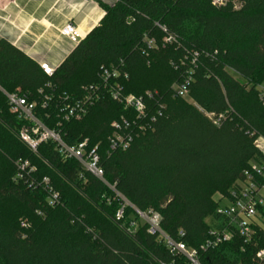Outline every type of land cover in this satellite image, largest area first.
I'll list each match as a JSON object with an SVG mask.
<instances>
[{
  "label": "trees",
  "instance_id": "16d2710c",
  "mask_svg": "<svg viewBox=\"0 0 264 264\" xmlns=\"http://www.w3.org/2000/svg\"><path fill=\"white\" fill-rule=\"evenodd\" d=\"M213 1L98 2L102 20L51 77L0 38V129L10 127L16 135L23 122L9 112L3 92L19 91L36 103L39 90L53 102L58 96L79 98L81 87L100 85L101 67L127 73L121 80L125 94L157 92L161 116L127 150L106 154L111 123L130 114L102 90L81 121L62 126L63 139L98 145L105 182L139 211L157 213L172 241L197 251L210 230L225 225L214 197L229 198L243 173L263 159L254 141L264 138V0H225L220 6ZM160 27L175 38L172 43H164ZM246 38V45L237 44ZM188 76L187 97H174L171 87ZM225 111L219 126L204 115ZM1 137L0 167L6 163L10 169L0 168V199L12 198L35 218L28 227L0 224V264H190L171 254L159 235L149 234L129 207L116 220L115 194L77 162L60 158L52 144L32 153L18 135L21 146ZM18 160L28 161L33 171L17 181ZM43 178L58 194L55 207L48 206L43 187H36ZM260 251L264 222L248 242L234 233L229 242L198 252V260L264 264Z\"/></svg>",
  "mask_w": 264,
  "mask_h": 264
},
{
  "label": "built area",
  "instance_id": "2783aa9c",
  "mask_svg": "<svg viewBox=\"0 0 264 264\" xmlns=\"http://www.w3.org/2000/svg\"><path fill=\"white\" fill-rule=\"evenodd\" d=\"M224 2L225 0H214L213 5L220 6ZM161 30L166 34L163 40L164 43L170 44L175 40L171 34L167 33L165 28H161ZM60 34L67 38L77 36L74 26L70 23H67L60 30ZM147 45H153V41H148ZM196 56L197 54L194 53L191 64L195 63ZM38 66L45 76H53L54 68L46 63H39ZM127 78V73L120 67H101L99 69V79L101 81L99 86H83L79 98L58 96L55 102H53L52 96L44 94L42 90L38 91L40 95L39 103L28 102L26 97L19 91L13 93L3 92V94L7 100L9 112L23 122L17 134L18 138L32 153H36L39 145L50 143L54 146L60 158L77 162L86 173L106 185L115 194L116 199L120 201L116 220H120L124 210L129 207L137 217V221L147 225L149 234L159 235L171 254L184 256L190 264H200L198 252H204L209 248L229 242L234 233H237L244 242H248L254 233L255 227L262 226L264 222L263 137L257 136L254 141L255 149L262 155L263 159L260 163L251 164L250 168L243 173L242 179L236 182L231 190L229 198H220L225 204H219L216 214L225 219V225L210 230L208 238L199 247V251L188 249L182 243L172 241L161 231L160 216L157 213L139 211L105 182L103 170L100 167L98 145L89 148L86 139L75 140L71 143L64 141L62 126L70 122L81 121L86 116L89 108L99 100L100 90L107 92L112 101L120 104L130 114L120 119V121L111 123V134L107 138V155L127 150L135 138L149 130L155 120L162 114V108L157 109L155 105L158 94L155 91H146L139 96L125 94L121 80ZM190 80L191 78L188 76L181 83L174 84L171 87L173 96L185 99L188 94ZM260 95L264 103V88ZM228 112L225 111L216 116L209 113H204V115L215 126H219L226 119ZM15 167V180L17 181L22 180L25 174L28 176L33 171L28 161L18 160L15 162ZM39 185L47 193L48 206H57L60 202L59 197L51 189L49 180L43 178L36 187ZM21 226L26 227V224L21 223ZM258 256L263 257L264 252L260 251Z\"/></svg>",
  "mask_w": 264,
  "mask_h": 264
},
{
  "label": "crops",
  "instance_id": "0c3cea01",
  "mask_svg": "<svg viewBox=\"0 0 264 264\" xmlns=\"http://www.w3.org/2000/svg\"><path fill=\"white\" fill-rule=\"evenodd\" d=\"M98 0H0V38L27 57L58 67L78 42L102 20L105 12ZM70 23L76 37L60 30Z\"/></svg>",
  "mask_w": 264,
  "mask_h": 264
},
{
  "label": "rangeland",
  "instance_id": "374dc122",
  "mask_svg": "<svg viewBox=\"0 0 264 264\" xmlns=\"http://www.w3.org/2000/svg\"><path fill=\"white\" fill-rule=\"evenodd\" d=\"M98 2L110 5L113 3V0H98L97 3ZM233 5H234V8L235 7L238 8L239 3L237 1H233ZM249 41H250L249 38L241 39V40L237 41V44L240 46H244ZM4 102L5 101H4V97H3V103ZM0 133L2 134L1 138L5 137L8 141L16 142L19 144V146H21L17 140L18 137L16 135V132H14V130L12 128H10V127L2 128V129H0ZM0 146H2V145L0 144ZM0 168L7 169L8 170L7 172H9L10 166L8 164L4 163L1 165ZM220 198H221V196L219 194H217L214 197L215 200H217V201L220 200L221 204H225V202L222 201V199H220ZM33 218H35L34 215L30 214L24 205L17 203L12 198L3 197L0 199V224L2 226H9L10 224H13L14 222L19 223V226H21V222H23L28 227L31 225L32 221L34 220ZM140 223H138V224L140 225Z\"/></svg>",
  "mask_w": 264,
  "mask_h": 264
}]
</instances>
